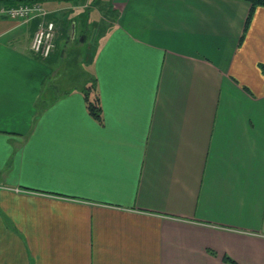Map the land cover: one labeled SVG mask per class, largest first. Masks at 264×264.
Here are the masks:
<instances>
[{"label":"crops","instance_id":"0c3cea01","mask_svg":"<svg viewBox=\"0 0 264 264\" xmlns=\"http://www.w3.org/2000/svg\"><path fill=\"white\" fill-rule=\"evenodd\" d=\"M69 9L98 22L72 72L0 15V264H264V6Z\"/></svg>","mask_w":264,"mask_h":264},{"label":"rangeland","instance_id":"374dc122","mask_svg":"<svg viewBox=\"0 0 264 264\" xmlns=\"http://www.w3.org/2000/svg\"><path fill=\"white\" fill-rule=\"evenodd\" d=\"M50 1L52 2L57 1L58 8H55V9H57V11H59L58 13H60L58 14V17L60 18V23H59L60 26L57 27V30L55 32V38H54L55 46L52 51L53 54H56V57L54 59L56 61L54 64H52V66L61 67L63 65V67L66 68L65 71L72 72L74 67L76 69L80 67L79 60L81 61V59H83L84 61H86L92 58L94 49H95V46L92 40L95 38L96 30L94 29L98 27V22L96 23L97 27L93 25L92 27L90 26V29L85 30V26L83 25L85 21L82 18L81 19L82 22L78 20L79 24L76 27L72 28V24H74L72 22L73 20L72 16L74 15V13L73 15L70 14L71 16L70 15L67 16V12L70 13V9L67 10V7L70 5H75V6L80 7V9H82V11L84 12L85 7L88 8L91 6L92 0H50ZM49 2L45 1V2H32V3H20V4H33V3L39 4L42 7V9L45 11V18L48 19V14H50V16L53 17V15H55L54 11H56V10H53L51 6V2L50 3ZM0 5H5V4L1 3ZM17 5H10V7L17 6ZM53 5H56V4H53ZM5 6L9 7V5H5ZM52 11L54 12L53 15H52ZM62 11L65 12L66 14H61ZM87 11H89L91 19H97L96 18L97 13L95 10L87 9ZM78 12L80 11L78 10ZM80 14L82 15V13ZM81 33H86L87 35V37L83 38L84 42L81 41L82 39ZM62 55L64 56L63 60L61 59ZM87 81H88L87 83V86H88L90 85V80L88 79Z\"/></svg>","mask_w":264,"mask_h":264},{"label":"built area","instance_id":"2783aa9c","mask_svg":"<svg viewBox=\"0 0 264 264\" xmlns=\"http://www.w3.org/2000/svg\"><path fill=\"white\" fill-rule=\"evenodd\" d=\"M0 15L23 23L37 18L38 22L30 45L31 50L39 58H47L51 54L54 49L56 27L53 20L45 18V11L39 4H19L12 7L0 5Z\"/></svg>","mask_w":264,"mask_h":264},{"label":"trees","instance_id":"16d2710c","mask_svg":"<svg viewBox=\"0 0 264 264\" xmlns=\"http://www.w3.org/2000/svg\"><path fill=\"white\" fill-rule=\"evenodd\" d=\"M45 1H50V0H0V3L5 4V5H17L20 3H32V2H45ZM250 3V10L249 14L247 16V22L250 18L251 13L257 6H264V0H247ZM262 71L264 73V65H261ZM88 76V75H87ZM90 80V85L87 86L85 82H81L78 84L77 87L80 88L82 92L85 94V99H86V105L89 110V112L94 115L95 117L99 118V105H98V99L97 96L94 97V99L90 100L89 99V92H95L96 89V81L92 76H89L88 78ZM87 83V82H86ZM88 91V92H87Z\"/></svg>","mask_w":264,"mask_h":264},{"label":"water","instance_id":"95a60500","mask_svg":"<svg viewBox=\"0 0 264 264\" xmlns=\"http://www.w3.org/2000/svg\"><path fill=\"white\" fill-rule=\"evenodd\" d=\"M74 27V24H72V28ZM81 40H83V38L81 39Z\"/></svg>","mask_w":264,"mask_h":264},{"label":"bare ground","instance_id":"6f19581e","mask_svg":"<svg viewBox=\"0 0 264 264\" xmlns=\"http://www.w3.org/2000/svg\"><path fill=\"white\" fill-rule=\"evenodd\" d=\"M89 34H90V32H89ZM83 75H84V73H83ZM83 79H85V78H83ZM76 82V81H75ZM88 92V91H87Z\"/></svg>","mask_w":264,"mask_h":264}]
</instances>
